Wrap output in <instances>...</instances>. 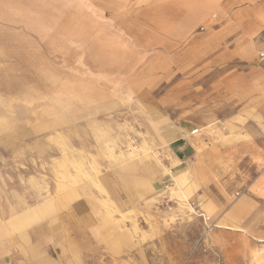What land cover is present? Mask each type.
I'll return each mask as SVG.
<instances>
[{"label": "crops", "instance_id": "obj_1", "mask_svg": "<svg viewBox=\"0 0 264 264\" xmlns=\"http://www.w3.org/2000/svg\"><path fill=\"white\" fill-rule=\"evenodd\" d=\"M183 2L179 14L167 10V2L160 10H146L145 26L136 33L106 28L76 43V15L69 9L74 0H0V264H83L93 255L91 235L76 228L82 220L76 221L70 195L44 196L45 161L54 160L65 145L75 159V140L61 142L58 135L52 141L45 132L73 129L78 123L90 129L97 121L101 127L109 97L136 100L152 111L151 90L177 74L172 51L178 44L183 60L194 59L202 84L197 86L195 126L176 131L171 115L160 113L175 171L182 175L187 160L200 156L193 148L195 138L212 148L221 130H242V138L218 146L228 150L233 162L250 161L255 145L264 146V0ZM216 9L224 23L193 37V27ZM138 35L147 40L136 39ZM184 65L183 81L188 82V62ZM256 114L259 123L253 120ZM196 128L198 134L191 135ZM262 168L253 183L244 172L239 182L243 192L232 191L242 195L232 198L222 216V233L240 240L261 233ZM103 176L102 190L118 210L154 200L166 181L161 168L149 161ZM119 179L135 186L130 189ZM204 200L213 216L217 208H227L228 201L218 197ZM101 236L94 252L107 247ZM218 236L212 240L223 251L224 264H232L236 244L227 241L222 247ZM198 264L219 263L201 258Z\"/></svg>", "mask_w": 264, "mask_h": 264}, {"label": "rangeland", "instance_id": "obj_2", "mask_svg": "<svg viewBox=\"0 0 264 264\" xmlns=\"http://www.w3.org/2000/svg\"><path fill=\"white\" fill-rule=\"evenodd\" d=\"M181 1L74 0L69 9L76 15V43H84L83 39H90L91 35L99 36L106 28L110 32V29L123 27L125 34L126 31H137L145 26L143 15L146 10H160L167 2V10L179 14L177 10ZM208 14L205 21L193 27V37L224 23L219 9ZM147 37L138 35L136 39L147 40ZM181 48L182 44H178L172 51L177 74L157 83V87L151 90L148 100L152 111L143 108L136 100L109 97L108 112L102 115L101 127L97 121L90 129L84 130L79 127L83 124L78 123L73 129L45 132H49L52 141L60 135L58 140L61 142L62 139L65 142L72 139L76 143L75 159L69 155L65 145L61 146V152L54 160L49 158L48 162L45 161L43 186L44 196H50L51 192L60 196L70 195V206H76V221L82 220L76 228L91 235L93 255L84 258L83 264H198L201 258L224 264L223 251L212 240L218 232L221 246L227 241L236 244V248L231 249L232 264H264V226L256 238L246 237L245 240L221 232L225 229L221 218L230 207L232 198L242 195L239 192H243V185L239 182L244 172L251 183L262 175L264 146L260 143L255 145L250 161L233 162L228 150L218 146L233 138H242V130H237L236 134L235 131L221 130L220 141L214 136L216 141L212 148L206 141L195 138L197 141H193V148L200 156L193 155L187 160L182 175L175 171L177 161L172 162L171 139L163 131L164 117L160 113L166 110L169 117L171 115V125L178 127L176 131L195 126L197 86L202 84L197 82L193 58V63L187 61L189 80L183 81L186 77L184 64L187 62L180 56ZM224 95H228L226 89ZM220 100L218 97L217 102ZM259 117L258 114L254 116L255 123H259ZM143 161L154 162L161 168L166 180L162 190L149 203H141L129 210L116 209L113 200L102 190L103 175L115 174L131 163L142 164ZM119 181L129 188L135 186L128 180ZM238 188L240 191L232 195V191ZM217 197L228 201L227 208H217L218 212L213 216L215 212L206 209L204 199ZM62 211L66 213L67 208ZM100 236L107 247L94 252L98 248L95 241H99Z\"/></svg>", "mask_w": 264, "mask_h": 264}, {"label": "built area", "instance_id": "obj_3", "mask_svg": "<svg viewBox=\"0 0 264 264\" xmlns=\"http://www.w3.org/2000/svg\"><path fill=\"white\" fill-rule=\"evenodd\" d=\"M198 132H199V129H193L192 131H191V135H193V136H195L196 134H198ZM201 215H204V214H201Z\"/></svg>", "mask_w": 264, "mask_h": 264}]
</instances>
